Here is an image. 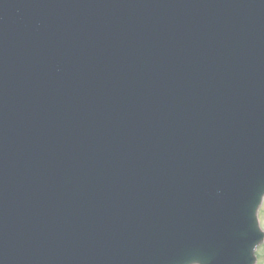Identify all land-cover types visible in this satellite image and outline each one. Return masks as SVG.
Masks as SVG:
<instances>
[{
  "label": "water",
  "instance_id": "1",
  "mask_svg": "<svg viewBox=\"0 0 264 264\" xmlns=\"http://www.w3.org/2000/svg\"><path fill=\"white\" fill-rule=\"evenodd\" d=\"M263 196L264 0H0V264H253Z\"/></svg>",
  "mask_w": 264,
  "mask_h": 264
},
{
  "label": "flooded vegetation",
  "instance_id": "2",
  "mask_svg": "<svg viewBox=\"0 0 264 264\" xmlns=\"http://www.w3.org/2000/svg\"><path fill=\"white\" fill-rule=\"evenodd\" d=\"M264 231V228H263ZM253 264H264V242L253 253Z\"/></svg>",
  "mask_w": 264,
  "mask_h": 264
},
{
  "label": "rangeland",
  "instance_id": "3",
  "mask_svg": "<svg viewBox=\"0 0 264 264\" xmlns=\"http://www.w3.org/2000/svg\"><path fill=\"white\" fill-rule=\"evenodd\" d=\"M258 218L260 221V226L264 228V203L262 204L259 212H258Z\"/></svg>",
  "mask_w": 264,
  "mask_h": 264
}]
</instances>
